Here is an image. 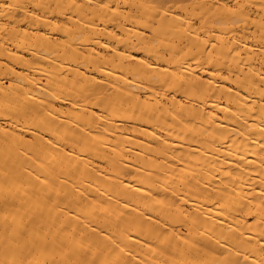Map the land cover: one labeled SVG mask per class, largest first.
Returning <instances> with one entry per match:
<instances>
[{
  "label": "bare ground",
  "instance_id": "bare-ground-1",
  "mask_svg": "<svg viewBox=\"0 0 264 264\" xmlns=\"http://www.w3.org/2000/svg\"><path fill=\"white\" fill-rule=\"evenodd\" d=\"M0 264H264V0H0Z\"/></svg>",
  "mask_w": 264,
  "mask_h": 264
}]
</instances>
